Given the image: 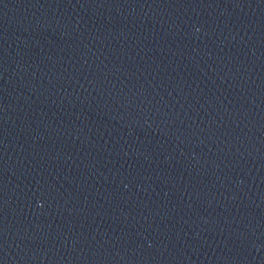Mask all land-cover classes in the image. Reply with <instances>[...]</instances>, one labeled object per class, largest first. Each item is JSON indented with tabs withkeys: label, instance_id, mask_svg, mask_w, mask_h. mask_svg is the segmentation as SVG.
Listing matches in <instances>:
<instances>
[{
	"label": "water",
	"instance_id": "1",
	"mask_svg": "<svg viewBox=\"0 0 264 264\" xmlns=\"http://www.w3.org/2000/svg\"><path fill=\"white\" fill-rule=\"evenodd\" d=\"M0 264H264V0H0Z\"/></svg>",
	"mask_w": 264,
	"mask_h": 264
}]
</instances>
